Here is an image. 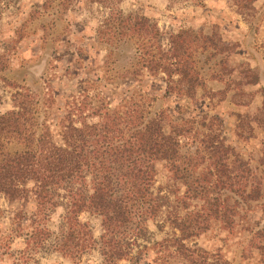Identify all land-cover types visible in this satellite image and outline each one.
Segmentation results:
<instances>
[{
    "label": "rangeland",
    "instance_id": "374dc122",
    "mask_svg": "<svg viewBox=\"0 0 264 264\" xmlns=\"http://www.w3.org/2000/svg\"><path fill=\"white\" fill-rule=\"evenodd\" d=\"M0 3V113L13 108L17 93L28 88L32 128L41 132L45 121L58 140L57 123L71 102L84 99L82 116L87 114L88 121L98 119L90 115L94 104L121 111L138 107L143 117L161 114L164 124H190L189 134L179 137L180 151L188 155L198 144L203 147L207 134L229 143L248 161V179L261 189L260 197L239 207L233 226L212 221L207 230L185 240L192 251L187 258L183 248L155 243L173 235L167 211L184 212L176 198L184 186L157 162L152 189L160 211L143 221L130 258L118 264H264V236L257 233L264 228V0ZM116 10L121 18L128 13L145 16L157 35L134 32L130 23L113 20ZM183 29L201 32L200 39L213 33L219 38L218 46L202 41L191 45L189 71L199 83L193 95L165 92L168 75L160 67L157 72L147 67L148 59L160 57L171 36ZM219 45L228 48L220 50ZM177 78L173 74L169 80ZM55 197L56 204L39 213L32 192L12 201L0 195V264H102L96 246L73 259L54 249L67 229L66 198L62 193ZM79 219L98 238L99 216L82 211ZM42 226L49 233L41 243L26 239L39 227L42 232Z\"/></svg>",
    "mask_w": 264,
    "mask_h": 264
},
{
    "label": "trees",
    "instance_id": "16d2710c",
    "mask_svg": "<svg viewBox=\"0 0 264 264\" xmlns=\"http://www.w3.org/2000/svg\"><path fill=\"white\" fill-rule=\"evenodd\" d=\"M113 14V20L130 23L134 32L158 33L143 15L128 13L121 18L120 10ZM200 34L193 29L180 30L171 36L169 47L161 51L160 57L148 59L151 72L160 67L169 79L178 75L176 80L167 79L165 92L195 93L199 83L189 71L191 45L200 41L203 45L219 44L214 33L202 35L204 39ZM219 46L220 50L228 48ZM28 91L24 88L18 92L15 106L0 113V195L12 201L32 192L40 213L44 206L55 205V196L62 193L66 198L67 229L54 243V249L62 255L73 259L96 246L102 264H118L120 259L130 258L132 241L143 234V221L154 218L161 208L152 189L156 163L160 161L169 177L184 186L176 197L184 212L166 210L173 235L155 243L174 246L175 251L183 248L187 258L192 251L185 240L207 230L212 221L230 228L239 207L260 197L259 185L248 179V161L217 135H204L203 147L198 144L188 155L180 151L179 137L189 134L190 124H172L171 120L164 124L161 114L143 117L138 107L121 111L102 108L101 104H94L90 111L98 119L88 121L87 114L82 116L85 102L81 99L71 102L59 119V138L55 140L45 121L41 122V132L32 128L33 115L27 114ZM205 159L206 164H202ZM233 161L234 168L230 166ZM82 211L99 216L98 238L93 236L89 223L79 219ZM42 229L39 227L38 233L26 239L41 243L49 233L46 227ZM257 233L264 236V228Z\"/></svg>",
    "mask_w": 264,
    "mask_h": 264
}]
</instances>
